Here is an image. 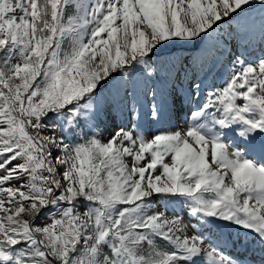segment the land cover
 Instances as JSON below:
<instances>
[{
  "label": "snow or ice",
  "instance_id": "obj_1",
  "mask_svg": "<svg viewBox=\"0 0 264 264\" xmlns=\"http://www.w3.org/2000/svg\"><path fill=\"white\" fill-rule=\"evenodd\" d=\"M0 264H264V0H0Z\"/></svg>",
  "mask_w": 264,
  "mask_h": 264
},
{
  "label": "rangeland",
  "instance_id": "obj_2",
  "mask_svg": "<svg viewBox=\"0 0 264 264\" xmlns=\"http://www.w3.org/2000/svg\"><path fill=\"white\" fill-rule=\"evenodd\" d=\"M187 54H190V53H186V55H187ZM217 82L220 83V81H217Z\"/></svg>",
  "mask_w": 264,
  "mask_h": 264
}]
</instances>
